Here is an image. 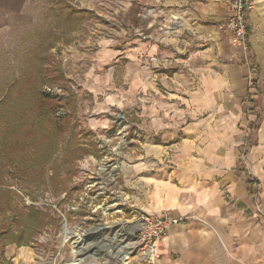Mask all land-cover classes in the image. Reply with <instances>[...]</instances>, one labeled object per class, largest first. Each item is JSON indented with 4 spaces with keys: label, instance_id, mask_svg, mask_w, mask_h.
<instances>
[{
    "label": "crops",
    "instance_id": "obj_1",
    "mask_svg": "<svg viewBox=\"0 0 264 264\" xmlns=\"http://www.w3.org/2000/svg\"><path fill=\"white\" fill-rule=\"evenodd\" d=\"M26 4L0 0V36L30 25ZM121 4L120 80L106 72L113 47L85 43L71 65L94 99L91 128L107 126L96 113H135L138 161L124 174L138 212L183 218L158 243L155 264H264V0L247 12L245 50L219 28L221 0ZM130 28L144 35L129 39ZM2 254L10 264H48L26 244Z\"/></svg>",
    "mask_w": 264,
    "mask_h": 264
},
{
    "label": "rangeland",
    "instance_id": "obj_2",
    "mask_svg": "<svg viewBox=\"0 0 264 264\" xmlns=\"http://www.w3.org/2000/svg\"><path fill=\"white\" fill-rule=\"evenodd\" d=\"M26 6L30 25L0 36V249L26 243L48 264H148L125 258L142 216L124 174L138 161L135 113H96L107 126L91 128L94 99L78 85L90 63L71 65L85 43L113 47L106 72L120 80L121 0ZM140 31L130 28L129 39Z\"/></svg>",
    "mask_w": 264,
    "mask_h": 264
},
{
    "label": "built area",
    "instance_id": "obj_3",
    "mask_svg": "<svg viewBox=\"0 0 264 264\" xmlns=\"http://www.w3.org/2000/svg\"><path fill=\"white\" fill-rule=\"evenodd\" d=\"M226 6V19L219 25V28L227 33L232 42L246 49L247 41V12L258 0H221ZM248 65L252 66L250 61ZM254 75L251 73L248 77L249 91L245 96V101L250 100V90L254 86ZM47 90H50L47 88ZM118 123L123 125L122 118ZM183 220L182 217H174L169 213L142 214L141 224L137 230L136 238L130 247L128 256H134V259L143 258L148 264H155L159 259L158 243L167 235L169 228ZM129 261L127 262V264Z\"/></svg>",
    "mask_w": 264,
    "mask_h": 264
},
{
    "label": "trees",
    "instance_id": "obj_4",
    "mask_svg": "<svg viewBox=\"0 0 264 264\" xmlns=\"http://www.w3.org/2000/svg\"><path fill=\"white\" fill-rule=\"evenodd\" d=\"M0 102H2V101H0ZM81 152H82V154H86V152L85 151H83V150H81V149H79ZM16 244H18V245H22V244H26V243H16ZM26 245H28V244H26ZM3 248V247H2ZM2 250L3 249H0V264H10L8 261H6V259L3 257V254H2Z\"/></svg>",
    "mask_w": 264,
    "mask_h": 264
},
{
    "label": "bare ground",
    "instance_id": "obj_5",
    "mask_svg": "<svg viewBox=\"0 0 264 264\" xmlns=\"http://www.w3.org/2000/svg\"><path fill=\"white\" fill-rule=\"evenodd\" d=\"M70 234H68L67 236H66V238L69 236ZM82 239V238H81ZM78 261H80V259L78 260ZM78 261L75 263V264H77L78 263Z\"/></svg>",
    "mask_w": 264,
    "mask_h": 264
}]
</instances>
